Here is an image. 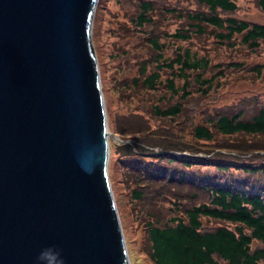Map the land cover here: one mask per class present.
Returning <instances> with one entry per match:
<instances>
[{
  "label": "trees",
  "instance_id": "1",
  "mask_svg": "<svg viewBox=\"0 0 264 264\" xmlns=\"http://www.w3.org/2000/svg\"><path fill=\"white\" fill-rule=\"evenodd\" d=\"M112 1L108 126L129 141L110 140L109 180L137 248L147 264H264V91L219 102L264 86V22L236 0Z\"/></svg>",
  "mask_w": 264,
  "mask_h": 264
},
{
  "label": "water",
  "instance_id": "2",
  "mask_svg": "<svg viewBox=\"0 0 264 264\" xmlns=\"http://www.w3.org/2000/svg\"><path fill=\"white\" fill-rule=\"evenodd\" d=\"M97 0H0V264H131L107 173Z\"/></svg>",
  "mask_w": 264,
  "mask_h": 264
},
{
  "label": "rangeland",
  "instance_id": "3",
  "mask_svg": "<svg viewBox=\"0 0 264 264\" xmlns=\"http://www.w3.org/2000/svg\"><path fill=\"white\" fill-rule=\"evenodd\" d=\"M240 5L239 15L245 18H249L251 20H256L260 22H264V13L258 11L254 4V1L251 0H236ZM112 0H97L94 11H93V20L91 25V40L92 45L95 51V54L98 55V71L100 76V87L103 93L104 98V106L106 111V119L109 122L108 124L112 123L113 116L116 110L120 107L119 99L117 97V91L113 85V78H114V66L112 64L116 63L111 62L108 57L109 50L106 49L107 41L109 40L110 36V29L112 24L114 23V19L118 16H123L121 12V8L119 4H113ZM104 4L112 8V13H106V8ZM100 7H103L104 11ZM109 10V9H108ZM98 47L99 48L98 50ZM108 47V46H107ZM118 60L119 57L117 58ZM116 72V71H115ZM255 91H264V86L258 84H250L249 82H238L224 88V93H222L219 102H226L237 95H242L245 93H251ZM111 130V129H110ZM262 152V151H260ZM107 173L108 178L113 180V174L111 170V166L109 162L107 164ZM109 180V181H110ZM111 182V181H110ZM113 182V181H112ZM111 188L114 189L115 194V202L118 214L120 216V223L122 227V232L124 236V241L126 245V252L128 258L132 264H147L146 256L143 253V250L139 247L137 248L138 242L135 241L137 239V235L133 232V224H131L128 214L125 213L126 206L122 204V198L117 192V188L115 185H111ZM113 191V190H112ZM114 196V195H113Z\"/></svg>",
  "mask_w": 264,
  "mask_h": 264
},
{
  "label": "clouds",
  "instance_id": "4",
  "mask_svg": "<svg viewBox=\"0 0 264 264\" xmlns=\"http://www.w3.org/2000/svg\"><path fill=\"white\" fill-rule=\"evenodd\" d=\"M92 41V40H91ZM113 192V191H112ZM114 195V194H113ZM114 197V196H113ZM115 200V199H114ZM115 204H116V202H115ZM119 215V214H118ZM119 219H120V216H119ZM50 249L49 250H45V251H42L39 255H38V257H37V260L39 261V262H42V264H44V262L47 260V258H48V256H49V254H50ZM61 264H62V262H61ZM132 264V263H131Z\"/></svg>",
  "mask_w": 264,
  "mask_h": 264
}]
</instances>
